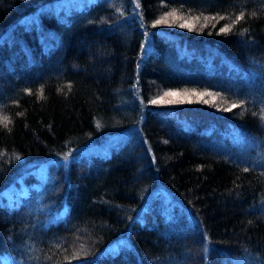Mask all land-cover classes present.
Listing matches in <instances>:
<instances>
[{"label": "trees", "instance_id": "trees-1", "mask_svg": "<svg viewBox=\"0 0 264 264\" xmlns=\"http://www.w3.org/2000/svg\"><path fill=\"white\" fill-rule=\"evenodd\" d=\"M56 1L0 0V264H264V0Z\"/></svg>", "mask_w": 264, "mask_h": 264}, {"label": "rangeland", "instance_id": "rangeland-1", "mask_svg": "<svg viewBox=\"0 0 264 264\" xmlns=\"http://www.w3.org/2000/svg\"><path fill=\"white\" fill-rule=\"evenodd\" d=\"M67 1H69V0H67ZM67 1L66 0H57L56 2H54L52 4V7H55V9H58L62 4L66 3ZM77 1H79V0H77ZM81 1H83V0H80L79 2H81ZM84 152L88 153V154H90L92 152L98 153V152H101V148H99L97 146H89L84 150ZM9 193H11V192H9ZM5 264H6V262H5Z\"/></svg>", "mask_w": 264, "mask_h": 264}, {"label": "snow or ice", "instance_id": "snow-or-ice-1", "mask_svg": "<svg viewBox=\"0 0 264 264\" xmlns=\"http://www.w3.org/2000/svg\"><path fill=\"white\" fill-rule=\"evenodd\" d=\"M174 94V93H173Z\"/></svg>", "mask_w": 264, "mask_h": 264}]
</instances>
